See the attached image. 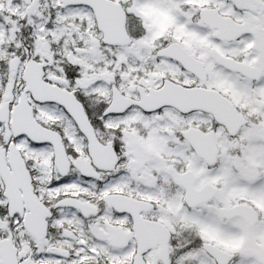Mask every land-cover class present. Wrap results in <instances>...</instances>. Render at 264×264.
Wrapping results in <instances>:
<instances>
[{
	"label": "snow or ice",
	"instance_id": "obj_1",
	"mask_svg": "<svg viewBox=\"0 0 264 264\" xmlns=\"http://www.w3.org/2000/svg\"><path fill=\"white\" fill-rule=\"evenodd\" d=\"M0 264H264V0H0Z\"/></svg>",
	"mask_w": 264,
	"mask_h": 264
}]
</instances>
